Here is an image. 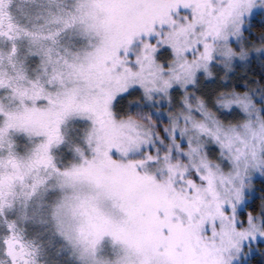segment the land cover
<instances>
[{"label": "snow or ice", "instance_id": "6c2138e0", "mask_svg": "<svg viewBox=\"0 0 264 264\" xmlns=\"http://www.w3.org/2000/svg\"><path fill=\"white\" fill-rule=\"evenodd\" d=\"M0 264H264V0H0Z\"/></svg>", "mask_w": 264, "mask_h": 264}]
</instances>
